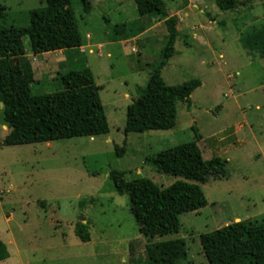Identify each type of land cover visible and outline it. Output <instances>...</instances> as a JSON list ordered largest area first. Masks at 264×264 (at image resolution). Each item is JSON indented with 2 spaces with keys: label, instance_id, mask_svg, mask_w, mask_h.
Instances as JSON below:
<instances>
[{
  "label": "rangeland",
  "instance_id": "1",
  "mask_svg": "<svg viewBox=\"0 0 264 264\" xmlns=\"http://www.w3.org/2000/svg\"><path fill=\"white\" fill-rule=\"evenodd\" d=\"M163 1L180 33L176 53L161 71L163 81L168 86L200 81L191 105L178 103L171 130L123 133L126 108L145 87L167 31L164 20L156 19L131 39L110 41L111 26L137 20L134 0H90L88 14L79 0H71L85 44L87 35L92 38L81 56V48L34 56L23 38L37 82L32 92L58 90L56 72L69 65L88 67L100 87L109 132L6 146L0 104V240L9 253L0 264H149L146 238L138 231L128 196L116 192L109 172L122 171L127 181L144 177L164 189L185 179L158 172L149 158L194 140L204 160L226 161L227 175L201 183L207 205L179 215V233L154 241L183 238L187 257L176 264H208L201 234L264 217V58L246 48L241 37L264 25V0H232L225 10L220 0ZM0 2L7 8L4 24L15 27L26 26L28 12L44 5L43 0ZM125 139V152L118 157L115 146ZM79 221L89 226V242L74 233ZM258 226L256 231L264 230Z\"/></svg>",
  "mask_w": 264,
  "mask_h": 264
},
{
  "label": "trees",
  "instance_id": "2",
  "mask_svg": "<svg viewBox=\"0 0 264 264\" xmlns=\"http://www.w3.org/2000/svg\"><path fill=\"white\" fill-rule=\"evenodd\" d=\"M42 7L28 12V24L22 27L5 25L7 8L0 2V104L7 133L3 145L15 146L43 143L75 137L105 136L108 122L88 67L56 72L59 89L34 94L36 82L31 59L23 46L29 40V51L41 53L73 50L85 42L80 35L71 0H43ZM83 14L91 9L90 0H79ZM232 7V0H220V9ZM138 18L133 22L114 24L110 41L133 38L151 25V20H164L165 43L160 58L152 65L148 80L139 97L127 106L123 133L167 131L176 124L177 105H191L190 96L200 86L198 79L180 85L168 86L161 71L175 55L174 44L180 37L177 19L169 16L163 0H134ZM243 45L258 50L264 58V25L241 33ZM72 65V63H71ZM126 139L121 147L115 146L116 156L124 154ZM149 161L165 175L184 178L160 189L151 180L140 177L131 181L125 173L110 170L109 178L119 194H126L139 233L146 238L145 252L149 264H176L187 257L183 238L157 240L180 231L179 215L195 212L207 205L200 187L209 178L227 175L226 161L220 157L204 160L196 140L158 151ZM264 217L237 221L199 236L208 264H264ZM257 232V233H256ZM76 237L89 242V226L81 221L74 226ZM9 253L0 240V262L8 260Z\"/></svg>",
  "mask_w": 264,
  "mask_h": 264
},
{
  "label": "crops",
  "instance_id": "3",
  "mask_svg": "<svg viewBox=\"0 0 264 264\" xmlns=\"http://www.w3.org/2000/svg\"><path fill=\"white\" fill-rule=\"evenodd\" d=\"M86 39L88 40L87 42H86V44H84L82 47H80L81 49H79V50H81V51H78L79 53H80V55L79 56H81V54H84V52L82 51L83 49L82 48H84V47H86V48H90L91 46H90V43H91V41H92V38H91V36L90 35H87L86 36ZM102 44L103 43H100V42H97L96 43V46L97 47H100V46H102ZM93 45V44H92ZM66 51V50H65ZM89 51V50H88ZM61 52H64V51H61ZM91 52H92V50H91ZM35 56V55H34ZM84 223H86V222H84Z\"/></svg>",
  "mask_w": 264,
  "mask_h": 264
},
{
  "label": "water",
  "instance_id": "4",
  "mask_svg": "<svg viewBox=\"0 0 264 264\" xmlns=\"http://www.w3.org/2000/svg\"><path fill=\"white\" fill-rule=\"evenodd\" d=\"M237 222V221H236Z\"/></svg>",
  "mask_w": 264,
  "mask_h": 264
}]
</instances>
